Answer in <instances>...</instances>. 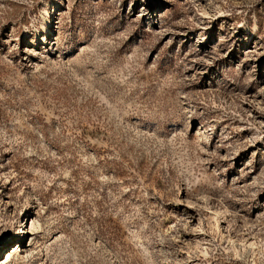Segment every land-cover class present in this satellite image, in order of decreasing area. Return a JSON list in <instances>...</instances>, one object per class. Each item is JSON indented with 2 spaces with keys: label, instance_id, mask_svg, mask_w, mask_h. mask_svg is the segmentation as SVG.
Masks as SVG:
<instances>
[{
  "label": "rangeland",
  "instance_id": "rangeland-1",
  "mask_svg": "<svg viewBox=\"0 0 264 264\" xmlns=\"http://www.w3.org/2000/svg\"><path fill=\"white\" fill-rule=\"evenodd\" d=\"M0 264H264V0H0Z\"/></svg>",
  "mask_w": 264,
  "mask_h": 264
}]
</instances>
